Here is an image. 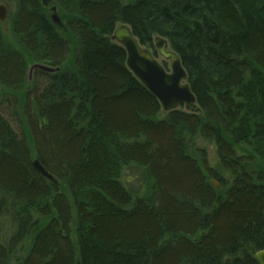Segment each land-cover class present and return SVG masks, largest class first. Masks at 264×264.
I'll list each match as a JSON object with an SVG mask.
<instances>
[{
  "label": "trees",
  "instance_id": "16d2710c",
  "mask_svg": "<svg viewBox=\"0 0 264 264\" xmlns=\"http://www.w3.org/2000/svg\"><path fill=\"white\" fill-rule=\"evenodd\" d=\"M12 1L20 49L0 23V218L16 231L0 264L22 246L16 264H261L264 0H54L62 29L41 0ZM118 24L156 56L155 38L168 41L198 113H162L111 40ZM30 61L58 71L37 69L29 83ZM198 135L229 182L189 153ZM126 169L143 171L131 178L151 182L149 195L123 181Z\"/></svg>",
  "mask_w": 264,
  "mask_h": 264
},
{
  "label": "water",
  "instance_id": "95a60500",
  "mask_svg": "<svg viewBox=\"0 0 264 264\" xmlns=\"http://www.w3.org/2000/svg\"><path fill=\"white\" fill-rule=\"evenodd\" d=\"M7 12V6L0 5L1 23L5 22ZM53 12L52 20L54 24L61 27L62 23L55 13V8ZM112 39L117 41L126 51L127 68L158 99L165 112L176 111L184 104L196 103V97L191 90V86L188 84V74L183 67L180 56L169 49V43L166 39L158 37L155 39L154 45L159 56L169 62V70L160 64L150 51L143 49L141 43L134 37L128 25L122 24L119 26L114 31ZM35 69L48 72L55 71V69L42 65H35L32 67L30 73ZM34 166L44 177L50 181H54V178L46 172L38 161H35ZM257 258L261 264H264V251L259 252Z\"/></svg>",
  "mask_w": 264,
  "mask_h": 264
},
{
  "label": "rangeland",
  "instance_id": "374dc122",
  "mask_svg": "<svg viewBox=\"0 0 264 264\" xmlns=\"http://www.w3.org/2000/svg\"><path fill=\"white\" fill-rule=\"evenodd\" d=\"M121 1L127 5V4L134 3L137 0H121ZM41 2L45 6V8L48 10L50 16H52L54 14L53 9L55 8L56 9L55 13L61 22L62 21L64 22L67 19L64 10L61 9L60 6H58L54 0H41ZM0 5H5V6H7V9H8L7 17H6L7 19H6L5 23L1 24L5 43L10 48L20 49L19 43L17 42V39L14 35L13 26H12V21L14 19L15 14L17 13V5L12 0H0ZM67 33H68V35H66L67 38L73 40L74 39L73 35H71L69 32H67ZM158 60L161 63H165L167 66H169V63H166L165 59L163 57L159 56ZM34 65H38V64H33V62L30 61L29 71ZM40 65H43V64H40ZM5 94L6 93H5L4 89H2L0 87V104L4 101L3 97ZM195 104L196 103L184 104L180 109L182 111H186L189 113H195V112L198 113L199 109H198V106H195ZM29 111L31 113H33L34 116L36 115L34 108H33V110L29 109ZM162 113H165V112L162 111ZM12 114H14V115L16 114L15 108L12 110ZM19 115L21 116V114H19ZM35 119H36V117H35ZM22 122H23V120H22ZM23 126H24V122H23ZM187 141H188V146H189V153L193 157H195L198 161H202V159L203 160L205 159L209 163L210 166H212L213 168H216L219 171L220 175L226 180V182H229L228 181L229 175L219 167V164L217 162L218 156H217V152L215 150L213 143L206 141L200 135L195 136V137H187ZM30 145H32V144L30 143ZM31 148H32V146H31ZM240 152L242 155H244L245 167L249 171H257L263 165L262 160L260 158H258L257 155L251 149H248L247 147L242 146V149L240 150ZM140 174H143L142 170L128 171L126 169L123 172V178L122 179L124 182L129 181L133 184V186L138 187V189L133 190V192L136 195H138L139 197H146L147 195H149L151 193V184L152 183L147 182L143 179L132 180V178H131V176H137ZM210 181L212 182V184L215 186L216 189H220V190H222V192H224V189H222L221 184L218 180H216L215 178H210ZM62 191L66 192L63 188H62ZM15 231H16V228L8 221V218H6V217L0 218V245H3L4 247L8 248V241H9L10 237H12V235L15 233ZM25 248H26V246H22L19 249L18 255L15 258L14 264L17 263V259H19L23 256V254L26 251Z\"/></svg>",
  "mask_w": 264,
  "mask_h": 264
}]
</instances>
